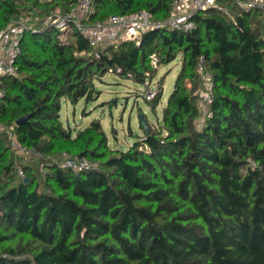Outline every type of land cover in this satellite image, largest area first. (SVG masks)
<instances>
[{"label":"trees","instance_id":"trees-1","mask_svg":"<svg viewBox=\"0 0 264 264\" xmlns=\"http://www.w3.org/2000/svg\"><path fill=\"white\" fill-rule=\"evenodd\" d=\"M78 1L0 0V28L21 14L65 15ZM91 1L87 24L141 9L163 21L175 0ZM220 4L231 16L211 8L190 32L148 31L139 45H109L99 59L73 24L65 37L55 27L24 31L18 76L2 79L0 264H264V13ZM152 54L159 65L181 55L159 128L140 119L143 136L123 151L98 119L75 135L64 126L63 99L95 100L108 72L153 79ZM201 57L215 99L199 128ZM146 100L156 110L163 93ZM4 127L41 155L24 161V178ZM62 152L97 167L60 168L52 158Z\"/></svg>","mask_w":264,"mask_h":264},{"label":"built area","instance_id":"built-area-1","mask_svg":"<svg viewBox=\"0 0 264 264\" xmlns=\"http://www.w3.org/2000/svg\"><path fill=\"white\" fill-rule=\"evenodd\" d=\"M235 3L243 11L249 12L259 8L264 13V0H235ZM211 8L219 9L231 16L229 7L220 4V0H175L169 17L163 21H156L149 10L141 9L132 14L113 15L104 22L87 24L84 19L88 18L93 10L91 0H79L78 5L65 15L54 13L40 17L21 14L8 26L0 28V100L4 95L2 79L18 76L16 61L22 51L21 39L25 30H35L38 25H41L42 28L55 27L61 31V36L65 37L73 24L81 35L89 41L93 48L94 57L99 59L101 51L109 45H118L124 40L135 41L139 45L142 35L148 31L168 29L190 32L196 27L195 16ZM151 63L155 68L159 66L156 54L151 55ZM197 70L200 78V86L197 91L200 116L197 120V126L202 128L206 119L213 115L211 106L215 99L214 80L212 73L204 65L203 57L200 58ZM147 80L145 83L148 82ZM155 94V90L150 89L147 91L146 98L152 100ZM4 130L15 152L16 159L24 158L26 161H30L35 156H41L38 152L23 146L19 142L13 127H4ZM52 160L60 168L70 169L76 173L97 167L96 162L68 152H62ZM43 170V165H41V171ZM17 176L25 177L22 166H17Z\"/></svg>","mask_w":264,"mask_h":264},{"label":"rangeland","instance_id":"rangeland-1","mask_svg":"<svg viewBox=\"0 0 264 264\" xmlns=\"http://www.w3.org/2000/svg\"><path fill=\"white\" fill-rule=\"evenodd\" d=\"M180 68L181 55L169 64L159 65L155 77L147 80V83L108 72L96 81V88L100 93L95 100L86 102L81 99L76 105L62 100L61 120L75 135L93 119H98L111 147L125 151L144 134L140 127L141 115L148 119L153 129L162 124L163 107L174 89ZM150 89L156 92L154 98L163 93V100L156 110L146 100L147 91ZM24 161V158L17 159L16 166H22Z\"/></svg>","mask_w":264,"mask_h":264},{"label":"water","instance_id":"water-1","mask_svg":"<svg viewBox=\"0 0 264 264\" xmlns=\"http://www.w3.org/2000/svg\"><path fill=\"white\" fill-rule=\"evenodd\" d=\"M27 119H28V117H22V118L17 119L16 125H21L22 123L26 122ZM140 119H141L143 125L149 131L150 130V125H149L148 121L145 119L144 115H141ZM25 180L27 181L28 179L26 178Z\"/></svg>","mask_w":264,"mask_h":264}]
</instances>
